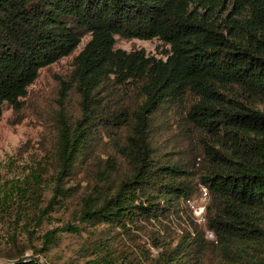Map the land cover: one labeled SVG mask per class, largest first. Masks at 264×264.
<instances>
[{
  "label": "trees",
  "instance_id": "trees-1",
  "mask_svg": "<svg viewBox=\"0 0 264 264\" xmlns=\"http://www.w3.org/2000/svg\"><path fill=\"white\" fill-rule=\"evenodd\" d=\"M86 36L42 154L0 176V220L31 237L67 212L36 254L85 235L87 264H264V0H0V117L19 122L40 70ZM116 36L157 39L165 59Z\"/></svg>",
  "mask_w": 264,
  "mask_h": 264
},
{
  "label": "rangeland",
  "instance_id": "rangeland-1",
  "mask_svg": "<svg viewBox=\"0 0 264 264\" xmlns=\"http://www.w3.org/2000/svg\"><path fill=\"white\" fill-rule=\"evenodd\" d=\"M88 39L89 37H84L69 56L40 70L38 78L28 87L27 95L22 99L24 108L20 113L22 119H19V122H15V118L19 116L14 114L11 107L7 105L3 107L0 117V176L11 178L20 167L29 162L30 157L42 154L40 148L42 136L49 133L46 114L56 108L60 82L65 79L73 58L82 50ZM115 48L126 52L143 50L146 54L161 59H165L166 55V47L157 39H123L116 36ZM198 194L190 200V204L187 203L190 210L191 204L192 206L198 204ZM49 216L39 226L34 224L29 226L31 237L20 226L16 227L13 219L7 222L0 220V263L8 261L9 256H15L23 250L24 257L33 256L43 264H87L86 255H81L80 252V249L85 247V235L57 232L56 236H59V239L46 256L36 254L41 248L42 236L45 232L59 229L70 219L69 214L62 210ZM192 216L197 224L201 226L205 224L198 222L193 213ZM206 238L214 239L207 235ZM151 252L154 253L153 250Z\"/></svg>",
  "mask_w": 264,
  "mask_h": 264
},
{
  "label": "built area",
  "instance_id": "built-area-1",
  "mask_svg": "<svg viewBox=\"0 0 264 264\" xmlns=\"http://www.w3.org/2000/svg\"><path fill=\"white\" fill-rule=\"evenodd\" d=\"M199 197L197 198V205L192 206L190 205V208L192 210L193 215L195 218L198 220V222H205V205L208 201V195H207V190L203 186H199ZM190 204V201L188 202ZM209 238H212L213 235L211 232L206 231L205 233Z\"/></svg>",
  "mask_w": 264,
  "mask_h": 264
}]
</instances>
